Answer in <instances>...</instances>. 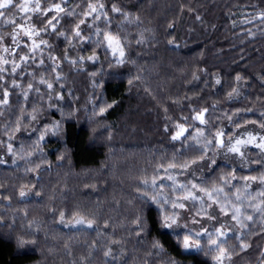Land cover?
Returning <instances> with one entry per match:
<instances>
[{"label":"trees","instance_id":"obj_1","mask_svg":"<svg viewBox=\"0 0 264 264\" xmlns=\"http://www.w3.org/2000/svg\"><path fill=\"white\" fill-rule=\"evenodd\" d=\"M59 2L47 0L48 5ZM78 2L79 8L75 3L70 7L81 11L85 0ZM102 2L127 14L126 19L109 11L112 23L107 29L125 42L126 62H112L111 54L105 56L94 44L69 49L62 38L45 35L54 56L62 58L68 50L75 59L95 50L99 60L85 63L83 72L77 71L79 66L62 63L63 79L54 83L51 93L35 85L42 98L33 92L25 103L20 90L9 87V104H0V160L4 161L0 164V264H215L216 253L207 254L206 247L204 252L184 251L175 234L160 228L156 208L138 197L144 190L142 182L151 181L154 170L180 149L171 135L175 124L184 123L181 117L194 114L191 109L208 108L205 118L215 126L213 131L235 130L225 113L239 112L240 127L260 123L264 26L247 21L264 12V0ZM32 22L42 26L35 16ZM75 23L76 17L65 16L59 28L70 32ZM11 31L10 25H0V34ZM249 31L254 37L246 34ZM84 34L90 30L85 28ZM141 34L146 42L137 45ZM27 71L39 72L37 80L43 75L50 82L56 75L31 67ZM237 75L246 92L229 100L228 93L238 86ZM217 77L220 85L215 83ZM28 79L19 82L26 88ZM6 82L10 86L11 80ZM100 108L105 109L102 114ZM30 114L37 119L31 121ZM17 120L21 121L18 132ZM252 120L257 124L245 123ZM57 122L58 130L52 128ZM8 124L12 127L5 133ZM191 124L189 120L185 126ZM45 128L50 131L45 133ZM42 133L44 139L39 140ZM197 155L187 152L178 159ZM222 170L231 168L220 163L215 173ZM259 172L235 171L241 176ZM27 190L34 195L21 198L20 192ZM61 214L67 221L83 217L95 229L66 230L59 225ZM138 217L143 220L142 230ZM262 224L264 220L243 239L248 245L243 251L237 247L239 240L230 236L224 247L232 256L225 264H264Z\"/></svg>","mask_w":264,"mask_h":264},{"label":"snow or ice","instance_id":"obj_2","mask_svg":"<svg viewBox=\"0 0 264 264\" xmlns=\"http://www.w3.org/2000/svg\"><path fill=\"white\" fill-rule=\"evenodd\" d=\"M75 3L79 8L81 5L78 0H61L59 3L48 5L47 0L42 6L41 0H0V25H10L12 31L0 34V104L7 106L9 104V87L11 89H19V95L25 103H29V94L36 93L38 98L41 97V88L35 85L44 86L50 93L54 91V83L60 84L63 79L60 75L62 71V63H68L77 67L78 72L86 71L83 65L87 62L96 64L99 55L94 50L91 55L77 56L75 59L70 58L68 50L65 55L57 57L52 55V45L44 36L56 35L62 38L69 45V49L76 48L78 45L94 44L96 49H102L103 54L107 56L111 54L114 63L123 64L125 60V42L120 36L113 34L107 30L112 21L108 13L124 15L121 9L113 5L110 9L106 8L102 0H96V3H88L85 0V7L81 11L70 7ZM52 13V15H49ZM19 14V15H17ZM254 19L247 21L248 24L259 23L264 26V12L253 14ZM33 16L42 26L37 28L32 22ZM76 17L78 23L69 31L60 29V21L64 17ZM17 19L20 21L17 23ZM87 22V23H86ZM85 26V27H82ZM121 27V26H118ZM85 28L90 30V34L85 35ZM254 37V33L249 31L246 33ZM26 38V39H25ZM126 40V38H125ZM146 41L141 38L137 39V45H141ZM171 43V42H170ZM22 52V54H21ZM47 61V63H46ZM51 71L56 73L54 81L50 82L43 75L39 80L36 76L39 72H28V68ZM91 76L95 77L97 73L92 71ZM27 80L26 88L19 82ZM6 78L11 80L10 86L7 85ZM237 83L242 77H235ZM131 83V81H129ZM217 85L221 84V80L217 77L215 80ZM239 95L237 88H233L228 93V99L231 100ZM62 99V96H57ZM51 100V94L48 95ZM19 102V101H18ZM51 106V105H50ZM99 107V105H97ZM111 107V105H108ZM215 105L212 108L215 109ZM35 111V110H34ZM105 111L100 108L101 114ZM194 113L190 117H181L184 123L175 124V132L171 135V140L180 143V149L175 152L170 162L160 164L155 170V174L151 181L145 179L142 182L144 189L138 198L149 207H155L159 216V226L166 232H171L177 236V243L185 250H196L204 252L207 248V254L216 253L213 256L215 264H225V261H231L232 253L229 252L224 245L227 244L229 231L234 238L241 241L237 246L241 251L245 250L248 245L243 243L252 226L264 219V172L259 176H244L241 179L243 184L237 187V176L235 169H232L226 175L219 177V183L208 186L205 172H215L220 167L217 157H227L232 154V159L237 156L241 160V166L257 165V170L264 169V132L253 134V130L245 127V132L238 131L240 128L239 112L231 115L225 113V117L231 124L235 126V131L229 132L224 127L216 128L210 119H206L208 108L201 110L191 109ZM247 111H252L251 108ZM233 116L237 119L234 120ZM28 120L29 117H24ZM37 115L30 114V120L35 121ZM220 119V118H218ZM259 129L264 130V112L259 114ZM191 120L190 127L185 124ZM198 122V123H197ZM20 120H17L16 131H20ZM247 123L257 124L256 120L246 121ZM59 122L52 125V128L59 129ZM12 125L8 124L4 127L7 133ZM38 131V129H34ZM50 129L45 128V133ZM168 132L166 126L164 129ZM44 139L42 133L39 140ZM11 140V137H9ZM249 146L255 148L256 159L252 160L248 155ZM9 151H12V145H8ZM243 149V150H242ZM187 152L197 153V157L191 160H181ZM227 162V161H225ZM4 161L0 160V164ZM183 177V179H179ZM237 181V183H233ZM252 183L257 184L258 191H255L253 197ZM234 190V191H233ZM233 193V195H229ZM26 193L20 192V196L24 197ZM248 198L255 200L259 198V203H252ZM249 208L252 210L249 213ZM63 218V214H61ZM184 221L180 223V221ZM77 224H83V220H77ZM91 227L92 222H87ZM139 229H143L142 218H137ZM264 227V224L261 225ZM180 230V231H178ZM247 230V231H245ZM182 235V239L180 238ZM203 241V243H202ZM24 243V241H21ZM154 247L159 248L158 243ZM264 259V254H262Z\"/></svg>","mask_w":264,"mask_h":264},{"label":"rangeland","instance_id":"obj_3","mask_svg":"<svg viewBox=\"0 0 264 264\" xmlns=\"http://www.w3.org/2000/svg\"><path fill=\"white\" fill-rule=\"evenodd\" d=\"M237 90L239 92V95H235V97L231 100H236V99L244 96L246 90H245V83L242 80L238 83ZM245 127H240L238 129V131L241 133L245 132ZM246 128L248 130H253L254 135L257 132H264V130L259 129V127L257 125H249ZM235 130H233V131H235ZM256 151L257 150L255 148L249 146L248 155L250 156V158L252 160L256 159ZM217 159L220 163L227 165V166L229 165L231 168V171H232V169H235L236 171L240 170L242 172L248 173L251 170L257 169V165H255V164H252L251 166H247V165L241 166L240 158L237 156L235 159H232V154H228L227 157H217ZM225 161H227V162H225ZM231 171L222 170L218 174H216L215 172H205L204 175L207 177L208 186L211 187L213 184H218L219 183L218 182L219 177L222 175H226ZM262 172H264V169L260 170L259 173H256V174L254 173L252 175L251 174H244L243 176H241V175L235 173L239 183H237V181H234L233 183H237V187H240L243 184V180L241 179L242 177H244V176H259L262 174ZM179 179H183V177H179ZM250 191H253V197H255V191H258L256 183H252V189H250ZM25 193H26V195L24 197H21V198H29V197H32L34 195L33 190H27V191H25ZM229 195H233V193H230ZM248 201L252 202V203H259V198H256L255 200H253L252 198H248ZM262 206H264V205H262ZM248 211H249V213H251L252 210L249 208ZM77 220H83L84 223L83 224H77L76 223ZM263 220L264 219H261L257 222V224L253 225L251 231L253 230L254 226L258 225L259 223H262ZM87 222H88V220L79 216V217H76L75 219H73L71 221H67L64 218H62L60 220L59 225L66 230H76V229L94 230L95 225L92 223L91 227H89ZM183 222L184 221H182V220L180 221V223H183ZM178 231H180V230H178ZM245 231H247V230H245ZM251 231L248 232V234L251 233ZM232 235H239V233L233 234L231 231H229V237ZM240 243H241V241L239 240V244ZM243 243H244V240H243ZM191 251H196V250L193 249ZM187 252H189V251H187ZM113 255H116V251H113Z\"/></svg>","mask_w":264,"mask_h":264}]
</instances>
